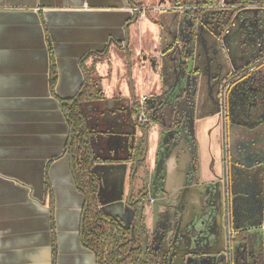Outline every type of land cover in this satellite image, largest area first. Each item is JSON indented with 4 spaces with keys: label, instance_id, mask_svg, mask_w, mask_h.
<instances>
[{
    "label": "crops",
    "instance_id": "obj_1",
    "mask_svg": "<svg viewBox=\"0 0 264 264\" xmlns=\"http://www.w3.org/2000/svg\"><path fill=\"white\" fill-rule=\"evenodd\" d=\"M185 1L131 0L143 12L128 28L127 57L119 46L125 42L124 26L133 19L128 0H0V264H96L80 240L84 196L75 186L63 103L78 96L86 80L84 69L93 66L101 78L102 117L111 116L116 102L123 106L118 119L112 112L114 120L106 121L117 130L105 139L109 154H122L125 141L131 151L144 133L130 110L133 99L158 90L163 80L147 60L141 69L129 61L130 54L158 62L167 58L173 63H168L170 82L182 63L175 59L185 47ZM251 33L247 44L239 43L252 47L247 65L264 57V20L263 35ZM203 47L200 54L211 55L209 39ZM221 56L223 74L211 60L213 76L200 79L195 107L202 185L222 181L225 170V149L222 153L217 144L227 124L222 114L209 109L212 93L224 86L228 73L244 69L232 70ZM83 109L93 112L90 101L82 104V113ZM148 131L146 161L154 166L155 125L151 123ZM128 167L98 164L91 171L99 186L112 173L124 185ZM184 171H179L177 190Z\"/></svg>",
    "mask_w": 264,
    "mask_h": 264
},
{
    "label": "flooded vegetation",
    "instance_id": "obj_2",
    "mask_svg": "<svg viewBox=\"0 0 264 264\" xmlns=\"http://www.w3.org/2000/svg\"><path fill=\"white\" fill-rule=\"evenodd\" d=\"M233 1L215 0V3L209 6H194L184 2L182 10L185 11L183 19L185 22L183 31L185 47L182 52H178L175 60L177 63H182L179 72L171 76L170 82H166L170 76L168 63L169 65L173 63L169 62L167 58H162L160 62L155 59L151 60L152 68L154 71H159L163 83L157 90L160 91L157 94L159 98L153 102L155 112H157L156 114L148 113L147 122L151 119L154 120L152 124L161 128L162 138L167 141L165 144H160L158 140V150L155 154L152 172L149 174L143 168L146 164L147 152V148L142 152L143 138L145 137L147 141L148 131L146 135L143 133L142 138L132 147L131 151L130 145L125 141L122 145L124 155L112 156L109 154L112 159H108L100 157L92 150L93 159L96 161L94 166L100 164L109 167L114 164H129V174L123 185L125 189L121 207L122 215H125L124 218H120L122 215L109 214L110 211L103 210L97 200V209L107 216V223L101 224L92 221L90 229L94 233L112 232L118 240L116 243L118 251L124 256H133L137 262L141 258L143 264H220V261L217 260L219 252L213 245L214 239L208 235L209 230L200 225L201 220L198 216L206 209L210 210L212 202H216V205L213 206L221 209V202L217 199V194L221 195V190H218L220 182L208 185L200 184L199 146L194 133V120L199 95V81L202 78L207 80L213 76L210 71V62L211 60L218 62L219 59L216 60L212 52L216 47L220 52L216 38L224 33L236 11H246L239 13L240 16L245 15L242 19L249 23L253 22L254 26L251 27V30L258 36L263 35L264 0H255L256 2L254 0H235V3H231ZM136 10L139 12V16L143 12L138 7ZM207 39H209L211 55L205 53L203 56L200 54V48L204 43H207ZM123 45L119 47L124 50ZM167 49L168 47H165V53L169 51ZM125 53L128 57V48ZM201 56L202 60L200 61ZM219 58L222 59V56L219 55ZM220 74L222 75L223 72ZM226 76L227 80L224 86L212 93V105L209 109L223 115L227 124L226 130L232 129L237 123L247 127H260L259 146L262 156H259L258 159L252 157L244 160L243 163L250 166L256 161H261L264 156V57L243 70L233 74L228 73ZM178 77L183 79L186 85L182 95L176 98L174 104H171L169 98L175 90L174 83ZM235 85L242 88L243 97L236 98L238 89H233ZM232 89L233 92L230 95ZM228 98L232 101L231 109H229ZM232 103L235 105V110H232ZM122 107L121 103L116 102L109 113L105 112L106 115L108 113L111 116L107 115L106 119L104 118L102 121L107 124L106 121L114 120L110 114L112 112L117 114L118 119ZM169 107L171 108L168 116ZM160 108L167 110L166 118L162 119L157 115ZM256 109L258 111L254 112ZM130 110L135 115L140 111L139 100L135 97ZM171 115L173 118H169ZM135 123L141 126L137 120ZM109 127L114 129L111 133L117 132L115 127ZM102 134L108 136L110 132L107 134L102 132ZM90 137L95 140L91 133ZM244 141L243 144L246 145L247 141ZM145 144L147 145V142ZM182 168L185 170V174L182 178L183 185L180 187V191L175 186H177L178 174ZM128 187L130 188L128 189ZM104 198L107 200L105 196ZM201 199L205 206H202ZM219 218H223L222 215H219ZM193 220L199 222V228L197 226L195 228L191 224ZM229 224L227 227L231 236L232 231ZM237 226L241 227V225ZM209 232L217 234L218 230L215 231L212 228ZM224 232V229L219 226L221 238ZM91 252L95 256V252ZM124 259L125 257L122 258V260ZM137 262L135 263L138 264Z\"/></svg>",
    "mask_w": 264,
    "mask_h": 264
},
{
    "label": "rangeland",
    "instance_id": "obj_3",
    "mask_svg": "<svg viewBox=\"0 0 264 264\" xmlns=\"http://www.w3.org/2000/svg\"><path fill=\"white\" fill-rule=\"evenodd\" d=\"M217 1L221 2L223 0ZM231 3H235V0ZM241 12L243 13L246 11H236L224 33L216 38L217 44L220 47V52L223 54L225 60L228 61V63H226L227 66L232 70L240 69L243 66L244 68L250 66L247 64L251 63V54H253L252 50H249V48L252 49L251 46L248 48L245 46L240 47L241 44H239L240 42H245V40L253 35V33H251V27L254 26L253 22L249 23V21L246 22V20L242 19L245 15L240 16L241 14L239 13ZM170 29L171 31L173 30V28ZM220 52L216 47L212 55L216 57V60L219 59L217 67L222 73L224 72V63H222L221 58H219V55H221ZM130 55L131 60L129 61L137 64L140 69L143 67L144 63H146V60L152 66L150 59L146 58V56L142 57L136 53ZM177 71H179V69H177ZM185 85L183 79L180 77L175 79V90L171 93L169 98L171 104H174L176 98L182 95ZM159 92L155 89L151 94L145 96L147 100L150 101L148 107L153 106L154 103L151 102L152 100L156 101L159 98V95H157ZM231 102L232 101L228 98L229 109H231ZM90 104L92 105L93 112L86 113L83 109V114L90 117V119H86L88 120L86 123L92 137L95 138V142L91 138V148L96 154L101 153L103 158L112 159V157L109 156L110 148L105 141L107 135H103L102 132L107 134L109 132L111 133L114 129H111L108 124L102 121L104 118L101 114L104 110L101 100H92ZM234 106V103H232V110H235ZM96 108H98V111H96ZM170 108L171 107L168 109V116L170 115ZM166 111V109L163 110L160 108L157 115L162 119L163 117L166 118ZM156 112L154 113L156 114ZM147 113L153 114L152 111H148ZM172 115L169 118H173ZM160 129L161 128L156 127L157 138L160 144H165L166 139L162 138ZM226 132L224 137L223 135L220 136V145L217 144L218 150L222 153H224L225 149L224 177H222V181L219 183L220 186H218V190H221V195L219 193L217 194V199L221 202V209L220 207L213 206L216 205V202L210 203V210L206 209L205 212L198 214L201 220L200 225L204 226L209 231L212 228L215 231L218 230L217 234L215 232L211 234V232L208 231V235L211 236V239H214L213 245L219 252L217 260L220 261V264H264V163L260 158V163L258 161V163L256 162L257 164L254 163L255 167L253 164L246 166L243 163L244 160L241 158L242 149L239 151L238 147L240 140L236 139L231 129ZM241 142L242 146L245 148L246 145L243 144L245 141ZM246 152L249 153L248 149ZM122 154L124 155V150ZM218 165L221 167L220 162ZM143 168L146 169L149 174L152 172L153 166H149L148 159ZM213 172H216V168H214ZM129 188L130 187H128V189ZM124 189L125 187L120 184V180L115 173L111 175L106 174L103 185L98 187L96 195L101 208L105 211H110L108 213L113 216L122 215L123 209L121 205ZM104 196L107 198L106 203L103 202ZM201 197L203 196L201 195ZM212 198L215 199L214 196H212ZM201 200L202 206H205L203 199ZM215 215L217 216L216 218ZM219 215H222L223 218H219ZM124 216L125 215H122L120 218H124ZM198 223L199 222L193 220L191 224L196 228V226H199ZM228 223H230L229 228H231L232 231L231 236L228 233ZM237 225H241V227ZM219 226L225 231L222 238L219 234Z\"/></svg>",
    "mask_w": 264,
    "mask_h": 264
},
{
    "label": "trees",
    "instance_id": "obj_4",
    "mask_svg": "<svg viewBox=\"0 0 264 264\" xmlns=\"http://www.w3.org/2000/svg\"><path fill=\"white\" fill-rule=\"evenodd\" d=\"M213 3H215V0H190L185 2V4L194 6H209ZM84 74L86 80L78 96L69 102L63 103L64 114L70 128L68 151L71 155L75 186L84 196L80 240L86 249L95 252L97 264H136L137 261L133 256H124L118 251L116 246L118 240L112 232L99 233L97 231L98 233H94L90 229V222L107 223V216L97 209L96 195L99 181L91 171L96 161L93 159L91 137L86 118L81 111L83 103L100 99L102 95L101 78L96 75L93 66L90 69L85 68ZM52 76L55 77V73ZM151 123H154V120L151 119L145 124H141L145 135ZM146 142L144 137L142 152L147 148ZM124 257L125 259L122 260ZM137 263L143 264L141 258L138 259Z\"/></svg>",
    "mask_w": 264,
    "mask_h": 264
},
{
    "label": "water",
    "instance_id": "obj_5",
    "mask_svg": "<svg viewBox=\"0 0 264 264\" xmlns=\"http://www.w3.org/2000/svg\"><path fill=\"white\" fill-rule=\"evenodd\" d=\"M128 4H129L130 8L132 9L133 19L131 21H129L124 26V35H125V42L123 45L124 51L127 50L128 44H129L128 28L131 24L136 23L138 16H139V12L136 10V7L131 2V0H128ZM179 65H181V63ZM187 79H188V77H187ZM233 89H238V91H237L238 96L236 95V98L243 97L241 87H239L238 85H235V87H233ZM233 89L230 91L231 95H232ZM151 102H154V101L152 100ZM146 103H147V110L150 112L152 111L154 113L155 112L154 106L148 107V104L150 103L149 100H147ZM255 111H258V109L254 110V112ZM138 115H139V113H137L135 120H137ZM231 130L234 132V136L236 137V139H239L241 141H244V140L247 141L245 148L242 146V142L241 141L239 142L238 147H239V151H241V149H242V152H241L242 160L252 158V157L258 158L259 156H262V152H260V146H259L260 145V139H259L260 127H256V126L247 127L246 125H243L241 123H237V124H234V127ZM146 136L148 137V135H146ZM247 149H248L249 153L246 152ZM262 162L264 163V156H263ZM257 163H255V164H257ZM253 166L255 167L254 164H253ZM159 170H157V172H159ZM83 212H84V210H82V213ZM82 219L83 218L81 216V221H82Z\"/></svg>",
    "mask_w": 264,
    "mask_h": 264
},
{
    "label": "built area",
    "instance_id": "obj_6",
    "mask_svg": "<svg viewBox=\"0 0 264 264\" xmlns=\"http://www.w3.org/2000/svg\"><path fill=\"white\" fill-rule=\"evenodd\" d=\"M147 98L143 97L139 100V105H140V111L139 115L137 118V122L139 124H145L148 120V110H147Z\"/></svg>",
    "mask_w": 264,
    "mask_h": 264
}]
</instances>
